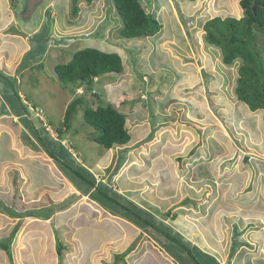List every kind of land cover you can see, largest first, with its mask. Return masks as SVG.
<instances>
[{"label": "rangeland", "instance_id": "obj_1", "mask_svg": "<svg viewBox=\"0 0 264 264\" xmlns=\"http://www.w3.org/2000/svg\"><path fill=\"white\" fill-rule=\"evenodd\" d=\"M164 1L143 0V5L149 13H153L158 4ZM173 2L185 35L190 39L188 48L182 50L184 56L173 49V39L170 41L169 35H164L162 29L153 37H123L120 32L123 21L114 0H78L79 10L76 14L73 0H0V57H10L12 53L8 44L16 43V38L19 40V55L15 61L18 65L17 74L14 77L5 76L12 68L4 67L5 70H0V78L5 80V90H13L18 95V102L27 106L28 113L25 118L31 122L25 121L20 128L17 123L10 125L5 122L0 127V152H34L30 155L34 159L29 157L31 164H28L31 177L29 172L26 175L20 174L25 171L22 164L16 160L10 163V156L4 153L0 154V171L3 169L0 175L4 173L7 177V186L14 177L17 179L16 185L19 186L18 177L24 176L27 184L18 190L21 194H27L23 196L26 201L43 198L44 205L36 207L44 217L41 219L38 216L41 221L36 222L32 219L39 227L42 224L48 226L49 221L45 214H50L51 208L62 209L61 215L55 219L54 234L50 232L43 237L38 231L27 236L29 245H34L33 252L43 249L46 253L37 252L36 255L46 257L47 261L26 256L27 247L23 249L26 244L21 241L15 244L11 260L8 251L6 250V254L0 244V264H195L185 253V246L178 245L164 234H176L184 244L191 246L188 243L189 238L191 239L188 234L198 230L202 233L195 241L208 245L210 251L209 247L206 248L207 251L215 256H209L208 264H213L214 259L220 260L221 264L231 263L235 257L241 256L240 253H244L243 250H247L236 252L240 245L254 251L264 250V184L257 193L254 189L258 178H264V172L260 174L256 171L254 176L257 180L253 178L249 189H242L234 183L235 177L241 174L245 175L248 182L249 171L245 172L241 168L242 155H247L248 158L257 156L228 152L223 157V152H216L214 141L211 140L208 145L205 138L209 133L212 137L219 138L220 129L223 130L220 123L226 122L227 125L235 127L234 132L237 128L247 129L244 121L255 124L254 126H263L264 131L263 110L251 111L245 103L237 99L234 92L241 62L225 65L220 49L209 46L204 39L205 32L201 30L211 16L240 17L243 14L242 8L239 0ZM96 42L102 43L106 48L94 45ZM262 42L263 40L260 41ZM86 46L121 54L124 70L116 74L102 75L88 91L85 90L86 87L74 84L65 87L58 79L55 65L69 61L74 51ZM25 47L31 50L21 52L20 49ZM190 49L197 53L203 50L204 57L200 59L196 51L197 60L196 57L187 55V52L192 53ZM178 63L186 67L197 63L204 68L199 78L194 81L191 72L186 73L175 67ZM203 85L208 86L207 91ZM14 93H10L8 99H11L12 94L14 100L10 105L15 108L17 101ZM78 96H83L85 107H97L102 102L103 105L112 104L124 113L126 126L132 137L130 142L111 149L94 142V134L91 132L95 130L84 120L83 105L74 116L70 130H67L61 140L58 131L53 128L60 125L64 129L66 110L70 102ZM3 103L7 106L5 101ZM202 104L205 105L207 114L202 110ZM2 109L5 111V108ZM1 120L9 121L0 118V123ZM177 127L182 128L179 135ZM33 128L37 131H33ZM75 130L77 132L73 134ZM166 133L169 135L168 140ZM197 133H201V139V135ZM11 135L13 140L9 139ZM45 137H50L53 141L51 151L56 152L67 163L69 155L65 147L77 155L80 152L83 159L87 152L90 153V158H95L93 152H105L100 156L97 165L78 167L79 170H84L83 173L80 172L82 175L88 179L93 175L97 182L94 189H89V185L82 181L88 185L83 188V191H88L84 198L80 199L76 195L72 201L74 203L70 204L72 192L77 191L76 186L66 179L63 170L59 173L53 166L52 159L46 154L48 151L40 141ZM198 142V150L190 152L191 147H195ZM174 146H177L178 151L169 152ZM3 157L8 162H3ZM261 161L252 160V165L264 171V162ZM10 165L14 166L13 172L10 171ZM47 168L49 173H39ZM230 175L234 179L229 178ZM46 179L48 183L44 182ZM104 185H109L108 189ZM115 190L140 202L148 212H144L146 217L157 224L160 231L146 223L139 227L135 223L130 224L126 218L127 221L120 217L111 218L92 201V197L97 196L103 205H111L107 194L117 196ZM13 191L10 187L5 196L12 197L15 194ZM62 191L65 193L63 196ZM101 192H106V196ZM189 196L190 201L187 200ZM249 197L253 202L248 200ZM2 200L0 198L1 203ZM257 201L262 204L256 205ZM176 204L173 212L177 217L166 216L165 212L169 207ZM204 207L203 212L206 216L209 213V217L202 221L200 208ZM20 212L31 219L27 211ZM36 213L35 211L34 214ZM185 218L194 224L188 226L184 222ZM17 221L0 210V223L3 227L11 226ZM84 223L91 227H86ZM8 238L2 241H7ZM59 243L65 247L60 255L57 252ZM10 251L12 252V243Z\"/></svg>", "mask_w": 264, "mask_h": 264}, {"label": "trees", "instance_id": "obj_2", "mask_svg": "<svg viewBox=\"0 0 264 264\" xmlns=\"http://www.w3.org/2000/svg\"><path fill=\"white\" fill-rule=\"evenodd\" d=\"M87 1L92 2L93 0ZM77 2L78 0H73L75 14L79 10ZM114 2L123 21V27L120 31L123 37L127 39L144 36L150 37L156 35L162 28V24L156 14L147 11L143 5V0H114ZM239 3L243 11L240 17L235 15H227L225 17L215 15L205 21L203 26L205 39L209 44L220 49L222 62L225 65L230 66L236 61L241 62L238 66L234 88L236 97L239 101L245 103L251 111L263 110L264 119V0H239ZM262 40L263 42L260 43ZM123 70L124 60L121 54L104 51L94 46L78 49L72 53V58L69 61L55 65V71L60 83L65 87H68L70 84L84 86L86 87V91L91 90L95 84V80L102 75L108 73L116 74ZM20 105L23 107L22 109L27 110L25 112L26 117L28 108L22 102H20ZM82 105L84 106L83 115L85 122L95 130V132H91V134H94L92 137L94 142L99 143L106 149L130 142L132 137L126 126L127 120L124 113L118 111L112 104L103 105L102 102L97 107H85L86 104L83 96H78L70 102L63 122L64 129L59 127L60 125L53 128L58 131V137L61 140L66 135L67 130H70L72 120ZM34 130L37 131L36 129ZM76 132L75 130L73 134H76ZM40 141L45 150L60 164L61 169L67 177L72 178L77 176L89 185V187L86 185L89 189L96 187V179L93 178V175L91 179H88L85 175L81 174L84 170H79L78 167L83 168L84 166L82 167L81 163H77V160L72 158L74 155L66 147L65 151L69 155V158H67L69 163L58 157L53 153L54 151H51L53 150V146L51 148L53 141L50 137H45V139H40ZM33 143L35 144L34 141ZM77 184L75 182V185ZM104 187L108 189L109 185H104ZM115 191L117 196L112 194V196L108 194L107 196L111 201V205L121 217H126L127 220L138 226L146 223L160 231L157 224L151 222L144 214V212L146 214L148 212L143 208H139L135 200H131L126 194H120L117 190ZM101 194L106 196V192H101ZM0 207L3 211L9 212L1 202ZM9 213L13 215L12 212ZM165 215L172 216L171 218L177 216L176 213H173L172 209L167 210ZM17 231V228L14 229L7 241H0L2 248L6 249L9 255H11V240ZM161 232L163 233V231ZM164 235L178 245L185 246V253L189 256V260H193L195 264H208L209 256L215 258L209 252H205L196 246L195 251H192L176 234L165 233ZM237 236L238 238H243L241 235ZM58 247L57 252L61 254L62 249L65 247L62 243H59ZM212 263L220 264L217 259H214Z\"/></svg>", "mask_w": 264, "mask_h": 264}, {"label": "crops", "instance_id": "obj_3", "mask_svg": "<svg viewBox=\"0 0 264 264\" xmlns=\"http://www.w3.org/2000/svg\"><path fill=\"white\" fill-rule=\"evenodd\" d=\"M187 1H189V0H187ZM190 2L193 3L195 1H190ZM153 13L156 14L157 17H159V21L162 24V28L161 29L163 30L164 35L168 34L169 35L168 38L170 39V41L173 39L171 41L173 46L175 45L173 47V49L175 51H179V53H181L184 56L185 53H183L182 50H184V48H186V49L188 48V45L190 43V39L188 38L187 35H185L186 32L182 28L183 26H182V23H181L180 18L178 16L177 7H176L175 3L173 2V0H165L164 3L158 4V8H156L153 11ZM159 14H161L162 17H161V15L159 16ZM201 30L203 32H205L204 31V27H202ZM151 37H153V36H151ZM166 37H164V38H166ZM204 39H205V37H204ZM105 40H106V38H105ZM14 41H16V43L11 42V43L8 44V46L10 45V51H11L12 55L10 56V54H9L10 57H5V58H1L0 57V70L1 71L5 70V69H3L4 67L5 68L6 67H11L12 68L11 71H7L6 70L8 73H6L7 75H5V76L14 77L17 74L16 73L17 72L16 68L18 67V65L15 64L16 63L15 61H17L18 55H19V48L17 47L18 46L17 42H19V40H18V38H16V39H14ZM198 41H201V38H198ZM205 41H206V39H205ZM94 45H98V46H100L103 49L106 48L105 45H103L100 42H96V44H94ZM210 45L211 44H209V46ZM30 50H31V48L27 49V47H25L24 49H20V51L23 52V53L24 52L26 53V52H28ZM190 50L192 51V53L187 52L186 54L187 55H191V57H193V56L196 57V55H195V51L196 50H194V49H193L194 51L192 49H190ZM202 52H203V50L202 51L200 50L199 53H197V51H196V53L198 54L200 59H202V57H204L202 55L205 54L204 52L203 53ZM23 53H22V55H23ZM0 55H2L1 50H0ZM185 57H186V55H185ZM177 59H179V57ZM196 60H197V57H196ZM199 63L201 64V62H199ZM200 64L195 63V65L192 64L191 67H186V65H182V64L178 63V64H176L175 67L178 68V69H183V71H185L186 73H188V71L191 72L192 80L195 81L196 79L199 78V74H200L201 70L204 68V66L203 65L201 66ZM108 74H112V73H108ZM4 81L5 80H2L0 78V118L8 119L9 121H2L1 120L0 127L3 126L5 124V122H9L10 125L11 124L13 125L14 123L16 125V123H17V125H19V128L23 127L24 124L26 123L25 121H28V122L30 121V119H26L25 118V112H27V110L22 109L23 107H21L20 103L18 102V95L16 96V94L14 93L13 90L11 92H7L5 90ZM203 86H204L203 87L204 90H206L207 87H208L207 85H206V87H205V85H203ZM8 87H9V85H8ZM12 92L14 93V95L16 97V101L18 102V103L16 102V107L15 108L13 107V105L12 106L10 105V104H12V102L14 100L12 94H11V99H8V95L10 93H12ZM3 101L6 102L7 106H4L5 104L3 103ZM210 103L214 104L212 101ZM200 106H202V110H204V112L206 111L205 113L207 114L208 111L206 110L205 105L202 104ZM2 108H5L4 109L5 111H3ZM253 112H255V111H253ZM29 123H31V122H29ZM220 124H221V127H223L222 128L223 130L220 129L221 132H220V137L219 138L214 137V136L212 137V135H210V133L207 135V137H205L207 142H208V145H210L209 142H211V140L214 141V144L217 146V147H215V148H217L216 152H223L221 154V156H223V157L227 156L228 152H241L243 154H249V155L257 156V158L256 157H252V156H250L251 158H248L247 155H242V157H241L242 162H243L242 165H241V168L243 167L245 172H246V170L249 171L248 172V174H249L248 182L246 181L244 174L236 176L235 179H234L233 175H230V177H229V178L234 179V183L237 184L238 186L242 187V189H246V188L249 189V187L252 186V181H253V178L255 177L254 175L257 172H259L260 174H263L262 172H264V171H261L262 169L258 170L257 168H255L256 166L252 165V163H253L252 160H254V161L262 160L261 162H264V131H263V126L262 127L261 126H257V125L254 126L255 124H248V122L244 121V125L247 126L248 130L247 129L246 130H238V128H237V131L234 132L233 130H234L235 127L227 125V122L226 123H220ZM222 125H224V126H222ZM255 127L257 129L256 131H255ZM260 128H262V129H260ZM181 129L182 128L177 127V132H178L177 135H179V133L181 132ZM32 130L35 131L34 128ZM19 131H21V130H19ZM244 131H246V133ZM175 133H176V128H175ZM198 134L201 135V133H197V135ZM166 135H167L166 140H168L169 139V135L167 133H166ZM201 137H202V135L200 136V139H201ZM9 139L13 140V136L11 135ZM199 143L200 142H198L195 147L192 146L190 152H195L196 149L198 150V144ZM166 147H168V146H166ZM17 148H18V146H17ZM173 148L174 149L173 150H169V152H177L178 151V150H176L177 146H174ZM10 150H12V149H10ZM164 152H166V151H164ZM244 152H247V153H244ZM3 153L10 156V158H11V161L9 160L10 163H14L15 160H16V162H18V163L20 162L22 164V167L25 169V171H21V172L19 171L20 174L23 175V174H25V173L27 174L29 172L28 173L29 177H31L30 176V171L28 169V164H31L30 158H33V157H30V155L34 154V152L33 153H29V152H0V154H2V155H3ZM53 153L56 154V152H53ZM71 153L74 155L72 158L76 159L77 163H81L82 166H84V167L85 166L89 167L90 165H97L98 162H99L100 156H102L105 152H102V153L93 152L95 154V158H90L91 155H90L89 152H87V154L85 155V159H83L84 157H83V155L80 152H79L78 155L75 152H71ZM46 154L49 155V157L52 159V161H53L52 164H53V166L56 169H58V172L62 173V169L60 167V164L55 159L52 158L50 153L46 152ZM2 161L3 162H8V160L5 159L4 157H3ZM71 163H73V162L71 161ZM245 164L247 165L246 166L247 168L244 166ZM9 168L11 169L10 171L13 172L14 166L10 165ZM46 172H48V168H47V170H44V171L42 170L41 172L39 171V173H41V174L42 173H46ZM52 172H53V170L50 171V174H52ZM0 177H1V179H0L1 180V183H0V198L3 199L2 200V205H4L9 212H12L13 215L10 214L9 212L3 211L2 209H0V210L5 212V214H7L11 219H15V220L17 219L18 220L17 223H15V224H13L11 226H8V227H3L1 225V223H0V241H2L3 239L8 238V236L11 235V233H12V231L14 229L17 228V230H18L16 235H15L16 236L15 240L12 241V252H11V255H9L7 253V251H6V249H5L6 254H8L9 260L12 259V255L14 256V251H15L14 247L18 243L23 241L26 244V246H24L23 249H25L27 247L26 256H28L29 258L37 257L35 260L41 259V260L47 261L46 257L45 258H41V257L36 255L37 252H40V253L41 252H45V251H43V249L41 251H37V252L34 251L33 252L34 245L33 246L29 245L30 243L27 240V236L29 235V233H37L38 231H39V234H42L43 237L44 236H48L50 234V232H53V234H54L53 227L55 226V222H56L55 219H56V216L61 215V212H62L61 210L62 209L60 207H58V208L55 207L53 209L51 208L50 214H48V215L45 214V218L48 219V221H49V222L45 221V222H47L48 226H45V224H42L43 226H41V227H43V228L39 227L38 225L35 224V222L40 220V218L42 219L44 217V215H40L39 214L40 210L36 206L38 205L39 207H41L40 205H44L45 201H43V198H41L39 200H35L34 199V201L33 200L26 201L24 199L23 196L27 195V194L26 193L21 194L20 190H18V188L23 189L26 186V184H27V180L24 179V176L21 177L19 175V177H18V179L20 180L19 183H18L19 186L16 185L17 182L15 183V180H17L16 177H14L13 181H12V179L9 180L10 183L8 184V186L6 185L8 180H7V177L4 175V173L1 174ZM65 177H67L66 174H65ZM249 177H250V179H249ZM49 178H51V177H49ZM66 179H68V181L70 183H73L74 186H76V189H77V191L75 190L76 192H72L73 196H72V200H71L70 204L74 203V202H72V201H74V196L77 195L80 199H82V198L85 197V195H87L88 191H83V188L86 185V184H84L82 182L83 180L79 179L77 176L76 177H72V178L67 177ZM255 180H257V177H255ZM2 181H4V182H2ZM44 182H47V179ZM75 182H77L78 184L75 185ZM232 182H233V180H232ZM58 183L60 185V181ZM262 184H264V178L262 179V177L260 176V178H258L257 185H256V183L254 185V189L256 190L255 193H257V190L262 187ZM231 185H232V183H231ZM10 187L13 188V190H14L13 193H15V194H12V197L5 196L6 195V190H8ZM31 187L34 188V185L32 184ZM63 191L66 193V190L63 189ZM63 191L61 192L62 196L65 195V193ZM254 194H252V195H254ZM252 195H250V196H252ZM98 198L99 197H97V196L95 198L92 197V201H94L97 205H99L101 210L105 211L107 216H110L111 218L120 216V214L116 212V209L112 205H108V203L103 205L102 203H100ZM187 200L190 201L191 197L189 196L187 198ZM248 200L253 202V199H250V197L248 198ZM185 202L184 203L182 202V203L186 204ZM56 203L59 204V202H56ZM135 203L138 204L139 208H143V206L141 205L140 202L135 201ZM202 203H203V201H202ZM202 203L200 204V206H202ZM64 204L66 205L65 202H64ZM183 204H181V205H183ZM257 204H262V202L261 201H259V202L257 201L256 205ZM176 207H177V204H176V206L169 207V208H173V211H174V208H176ZM45 208H49V207L45 206ZM204 209H205V207L204 208H200V210H201L200 211V213H201L200 219H202V221H205L209 217V213H207V216H206L205 212H203ZM20 211H27L26 213L29 214V216H31V219L26 217L28 215H25V213H22ZM35 211L37 212L36 215L34 214ZM116 213L119 214V215H117ZM38 216L40 218H38ZM125 218L126 217H123V216L120 217V219H122L123 221L126 220ZM32 219H34L35 222ZM184 220L183 221L187 222L188 226L194 224L193 222L187 220V218H185ZM21 222H23V223L20 226ZM52 222H53V224H52ZM130 224H132V223H130ZM85 226L86 227H91L90 225H87V224H85ZM10 227H12V228H10ZM171 228H173V227H171ZM192 228H194V227L192 226ZM198 231L197 232L193 231V232H190L188 234V236L191 237V239L189 238V241H188L189 245H191V246H188V245L187 246L192 251H195V246H196V247L204 250L205 252H209L210 251V247L208 245L205 246L206 244L203 243V242H201V243H203L201 245V244L198 243V241L197 242L195 241V238L196 237H200L201 236L200 234L202 233L200 230H198ZM206 248H208L209 251H207ZM2 249L4 250V248H2ZM92 249H94V248H90V250H92ZM241 249H247V250H243L244 253H240L241 256L239 255L240 256L239 258L235 257V259L229 264H262V263L264 264V250L263 249L259 250V251L258 250L254 251V250H250L245 245H240V248L238 250H236V252H240ZM54 250H55V248H54ZM259 257H261L262 259L258 260ZM218 262L221 264L220 260H218Z\"/></svg>", "mask_w": 264, "mask_h": 264}, {"label": "clouds", "instance_id": "obj_4", "mask_svg": "<svg viewBox=\"0 0 264 264\" xmlns=\"http://www.w3.org/2000/svg\"><path fill=\"white\" fill-rule=\"evenodd\" d=\"M151 177V176H150ZM153 178V177H152ZM156 179V178H155ZM158 181V180H157ZM129 198V197H128ZM169 209H172V211H173V208H169ZM174 213V212H173ZM119 217H121V216H119ZM172 217V216H171ZM132 223V222H131Z\"/></svg>", "mask_w": 264, "mask_h": 264}]
</instances>
